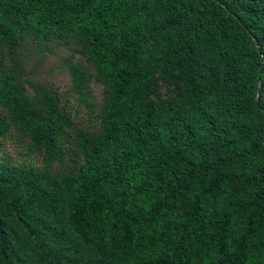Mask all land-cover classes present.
I'll list each match as a JSON object with an SVG mask.
<instances>
[{"label":"trees","instance_id":"16d2710c","mask_svg":"<svg viewBox=\"0 0 264 264\" xmlns=\"http://www.w3.org/2000/svg\"><path fill=\"white\" fill-rule=\"evenodd\" d=\"M31 36L77 40L105 99L77 174L0 160V264H264V0H0V151L14 126L48 168L74 120L5 68Z\"/></svg>","mask_w":264,"mask_h":264},{"label":"rangeland","instance_id":"374dc122","mask_svg":"<svg viewBox=\"0 0 264 264\" xmlns=\"http://www.w3.org/2000/svg\"><path fill=\"white\" fill-rule=\"evenodd\" d=\"M69 63L79 64L94 74L96 72L95 67L88 63L86 56L80 53V44L73 38L38 43L31 36L12 48H5V68L18 67L24 95L36 100L41 97L43 91L58 93L61 106L71 114L74 120V126L68 133L75 152L45 168L43 155L31 153L30 140L11 126L1 138L0 160H9L15 165H33L60 178L78 173L84 160L76 144L82 133H89L92 136L98 134L100 128L98 113L104 103L105 90L104 86L94 78L89 87V100L92 103L89 106L73 90ZM155 77L158 92L162 97L166 98L174 94L175 83L164 82L159 78V73H156ZM30 82H33L37 88L32 87ZM0 119L9 121L7 110L1 106Z\"/></svg>","mask_w":264,"mask_h":264}]
</instances>
